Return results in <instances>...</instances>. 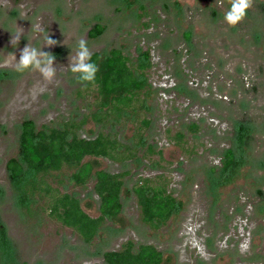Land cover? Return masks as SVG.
Instances as JSON below:
<instances>
[{"label":"rangeland","instance_id":"rangeland-1","mask_svg":"<svg viewBox=\"0 0 264 264\" xmlns=\"http://www.w3.org/2000/svg\"><path fill=\"white\" fill-rule=\"evenodd\" d=\"M228 8L227 0H0V228L6 236L0 264H106L103 254L128 241L135 248L152 245L163 264H264V0H253L235 27L223 21ZM95 25L104 31L91 38ZM21 29L13 47L12 33ZM47 34L55 45H44ZM81 38L92 54L116 48L134 65L149 53L144 114L150 126L138 157L121 164L87 159L96 170L128 173L119 217L107 219L90 244L43 215L23 214L5 170L17 157L24 120L37 129L84 120L79 137L104 133L132 144L134 125L126 119L97 124L91 117L95 93L68 70ZM28 43L55 56L51 83L38 72L13 70L11 53L18 60ZM192 124L197 130L188 129ZM227 149L239 166L223 173ZM52 175L53 186L98 216L94 180L75 186L64 166ZM159 176L177 209L151 228L141 221L131 189L139 178Z\"/></svg>","mask_w":264,"mask_h":264},{"label":"trees","instance_id":"trees-1","mask_svg":"<svg viewBox=\"0 0 264 264\" xmlns=\"http://www.w3.org/2000/svg\"><path fill=\"white\" fill-rule=\"evenodd\" d=\"M125 2L129 0H123ZM104 27L95 25L89 37L96 38ZM186 38L189 34H185ZM134 65L122 51L112 48L105 55L92 54L99 71L94 84L84 86L85 91L95 93V112L92 119L99 125L109 120L126 119L133 126L132 144L125 145L109 134L99 133L93 139L78 136L84 120L64 122L59 128L37 129L32 120L20 124L17 157L7 160L5 170L10 186L16 192L17 202L27 216H45L63 227L71 229L84 244L94 241L107 219H117L122 210L121 194L125 173H108L96 170L90 159L103 158L114 163H126L138 157L150 121L144 111L149 95L145 71L149 67V53L142 52ZM136 121L139 124L136 125ZM191 131L196 125L188 126ZM180 141L183 136L177 134ZM152 150L148 148V152ZM64 166L72 170L75 186L84 187L94 180L93 192L99 200L98 216L91 217L81 207L78 198L62 192L50 182L52 172ZM239 166L234 153L224 154L223 171ZM61 186L62 182L57 181ZM139 209L141 221L151 227L164 225L177 209L176 199L168 190L167 181L139 178L131 189ZM0 240L6 242L0 228ZM106 264H163V255L152 245H139L131 241L120 250L103 254Z\"/></svg>","mask_w":264,"mask_h":264},{"label":"clouds","instance_id":"clouds-1","mask_svg":"<svg viewBox=\"0 0 264 264\" xmlns=\"http://www.w3.org/2000/svg\"><path fill=\"white\" fill-rule=\"evenodd\" d=\"M229 8L223 14V21L230 27H235L242 22L247 14V11L252 7L253 0H227ZM34 31L41 32L39 25L34 26ZM23 29L12 33L10 43L13 47L19 44ZM46 46H53L57 43L49 34L44 36ZM14 64L13 70L18 74H23L28 71L38 72L43 80L51 83L56 76L57 68L54 66L55 56L43 51L42 48H37L28 43L19 53V59L11 53ZM68 70L76 75L78 83L87 87L89 84H94L96 74L99 71L98 65L92 61V52L88 47L86 39H79L74 55H69Z\"/></svg>","mask_w":264,"mask_h":264},{"label":"flooded vegetation","instance_id":"flooded-vegetation-1","mask_svg":"<svg viewBox=\"0 0 264 264\" xmlns=\"http://www.w3.org/2000/svg\"><path fill=\"white\" fill-rule=\"evenodd\" d=\"M185 34H189V37L188 38H186L187 40H189V38L191 37V33L190 32H187V33H185ZM186 37V36H185ZM244 129L242 128V126H240V131H238V133H237V137H239L238 139L239 140H243V133H240V132H244L243 131ZM228 150H231L232 152H233V150L232 149H227L225 152H227ZM234 153V152H233ZM225 154V153H224ZM234 158H235V154H234ZM223 160H224V155H223ZM235 160H236V158H235ZM237 162V161H236ZM236 168H238V166L236 167ZM222 171H223V161H222ZM234 170H227V171H223V173H229V172H233ZM258 193L259 194H261V192L260 191H258Z\"/></svg>","mask_w":264,"mask_h":264}]
</instances>
